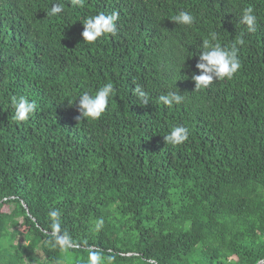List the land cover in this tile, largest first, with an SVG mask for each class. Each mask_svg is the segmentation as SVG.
I'll use <instances>...</instances> for the list:
<instances>
[{
  "label": "trees",
  "instance_id": "obj_1",
  "mask_svg": "<svg viewBox=\"0 0 264 264\" xmlns=\"http://www.w3.org/2000/svg\"><path fill=\"white\" fill-rule=\"evenodd\" d=\"M182 10L192 25L172 20ZM100 12L119 14L116 35L83 41ZM213 34L244 40L241 67L195 89ZM106 83L104 114L78 120V96ZM169 91L183 102H160ZM21 95L36 110L18 122ZM177 125L188 140L167 144ZM90 251L97 264H264V0H0V264H89Z\"/></svg>",
  "mask_w": 264,
  "mask_h": 264
},
{
  "label": "clouds",
  "instance_id": "obj_2",
  "mask_svg": "<svg viewBox=\"0 0 264 264\" xmlns=\"http://www.w3.org/2000/svg\"><path fill=\"white\" fill-rule=\"evenodd\" d=\"M84 0H70L73 6H82ZM64 11L63 6L59 2L51 5L50 10L47 11L48 16H56ZM119 14L113 12L107 14L100 12L91 17L85 18L82 21L83 31L81 33L83 41L95 42L105 34L115 36L117 33L116 21ZM194 17L190 12L180 11L172 20L176 24L192 25ZM241 23L247 26L249 32L256 31L257 16L254 13L253 7L249 6L243 10ZM215 34L212 35L211 40H203V50L200 52L196 68L200 70V74L193 73L192 80L195 82V89H204L213 83L215 80L231 79L234 74L238 72L241 67V61L238 57L237 44L243 45L242 38L237 39L232 47H222L220 44H213L215 41ZM115 88L112 83H106L98 88L94 94L84 92L78 96V111L80 115L78 120L84 118H91L98 120L106 111L109 99L115 95ZM134 94L141 99V105L149 103L147 93L139 86L134 89ZM160 102L166 106H173L180 104L184 100V96L177 91H169L167 94L159 97ZM12 106L14 108V118L18 122L26 121L30 115L36 110V102L29 100L27 97L21 95L12 98ZM189 138V129L183 125H177L171 128L170 132L164 136L167 144L181 145ZM53 223L52 240L50 241L54 247L58 246L62 250L67 249V244L62 235L59 234V216L60 213L56 209H51L48 213ZM104 221L102 218L96 220L95 229L100 230L103 227ZM97 254L95 252L89 253V264H97V261L92 259Z\"/></svg>",
  "mask_w": 264,
  "mask_h": 264
},
{
  "label": "water",
  "instance_id": "obj_3",
  "mask_svg": "<svg viewBox=\"0 0 264 264\" xmlns=\"http://www.w3.org/2000/svg\"><path fill=\"white\" fill-rule=\"evenodd\" d=\"M26 206V205H25ZM27 207V206H26ZM263 262V260L259 261L257 264H261Z\"/></svg>",
  "mask_w": 264,
  "mask_h": 264
},
{
  "label": "rangeland",
  "instance_id": "obj_4",
  "mask_svg": "<svg viewBox=\"0 0 264 264\" xmlns=\"http://www.w3.org/2000/svg\"><path fill=\"white\" fill-rule=\"evenodd\" d=\"M4 208L7 210V209L9 208V206H5ZM9 209H10V208H9Z\"/></svg>",
  "mask_w": 264,
  "mask_h": 264
}]
</instances>
